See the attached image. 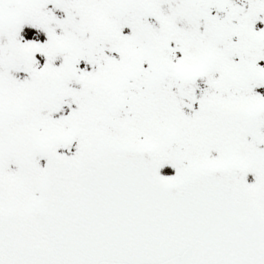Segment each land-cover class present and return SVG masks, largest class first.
<instances>
[{
	"label": "snow or ice",
	"instance_id": "snow-or-ice-1",
	"mask_svg": "<svg viewBox=\"0 0 264 264\" xmlns=\"http://www.w3.org/2000/svg\"><path fill=\"white\" fill-rule=\"evenodd\" d=\"M0 264H264V0H0Z\"/></svg>",
	"mask_w": 264,
	"mask_h": 264
}]
</instances>
